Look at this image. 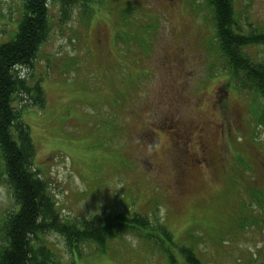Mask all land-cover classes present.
<instances>
[{"label":"rangeland","instance_id":"rangeland-1","mask_svg":"<svg viewBox=\"0 0 264 264\" xmlns=\"http://www.w3.org/2000/svg\"><path fill=\"white\" fill-rule=\"evenodd\" d=\"M22 1L0 0V44ZM87 2L50 3L47 38L19 70L45 96L22 120L61 219L138 214L169 232L174 264L181 247L198 264H264V102L225 68L206 0ZM232 3L237 33L264 34V0ZM244 52L264 67V46ZM12 205L0 180V217ZM140 234L72 249L48 232L33 244L56 264H169Z\"/></svg>","mask_w":264,"mask_h":264},{"label":"trees","instance_id":"trees-1","mask_svg":"<svg viewBox=\"0 0 264 264\" xmlns=\"http://www.w3.org/2000/svg\"><path fill=\"white\" fill-rule=\"evenodd\" d=\"M87 1L23 0L14 37L0 44V180L13 201L12 208L0 217V264H56L49 259L46 249L33 244L38 234H58L70 248L76 249V244L86 241L103 246L104 239L128 230L140 232L146 240L151 237L154 246H164L165 253L170 255L169 264L177 262L171 253L176 244L165 227L150 229L149 221L138 214L128 218L112 211L94 215L91 220H62L35 163V148L22 115L31 107L43 109L45 96L38 83L29 88L19 70L32 65L47 38L50 3L58 2L65 7L85 2L88 8ZM206 3L212 13L214 40L225 68L242 90L255 92L264 102V67L252 63L244 52L251 45L264 46V34L253 32L241 36L235 31L232 0H206ZM28 94L32 98L26 103ZM258 124L264 127L261 115ZM179 250L184 255L183 264L199 263L189 248Z\"/></svg>","mask_w":264,"mask_h":264}]
</instances>
